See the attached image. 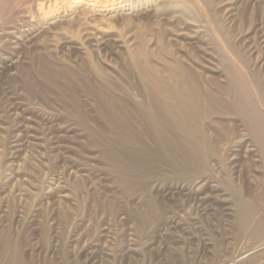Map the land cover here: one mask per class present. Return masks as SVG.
<instances>
[{
  "label": "rangeland",
  "instance_id": "1",
  "mask_svg": "<svg viewBox=\"0 0 264 264\" xmlns=\"http://www.w3.org/2000/svg\"><path fill=\"white\" fill-rule=\"evenodd\" d=\"M61 1L0 7V264H220L264 244L261 121L255 134L236 114L211 115L203 127L216 148L185 167L157 148L125 145L105 102L106 92L149 99L131 59L141 50L153 76L177 60L207 94L229 99L216 60L223 51L247 77L246 91L253 81L264 91V0H177L166 13L149 2L100 14ZM40 3L52 15L43 22ZM184 4L197 16L181 14ZM136 156L154 163L137 169ZM240 200L252 207L256 236L240 228ZM254 254L234 264H264V251Z\"/></svg>",
  "mask_w": 264,
  "mask_h": 264
},
{
  "label": "bare ground",
  "instance_id": "2",
  "mask_svg": "<svg viewBox=\"0 0 264 264\" xmlns=\"http://www.w3.org/2000/svg\"><path fill=\"white\" fill-rule=\"evenodd\" d=\"M108 1L109 0H107L106 3ZM127 1L128 0H121L117 2L112 1V3L109 4L105 3L101 5H99L98 3L100 2L96 0H63L61 2L63 3L62 6L65 5L67 9L82 7V10L84 12H89L92 14L95 13L100 14V12L111 11L116 8L120 9L126 6L137 7L138 5L148 4L149 2H152V4L156 6L155 7L156 12L159 11L162 13L164 12L166 13L165 10L167 7L169 8V6L172 7V5L173 6L178 5V2H175L177 0H159V1L131 0V2L129 0V3H127ZM2 3H3L2 0H0V7L4 6L2 5ZM38 5H39L38 10L40 12V16H38L39 20L43 22L45 20L52 18V15H48V13L44 11L45 10L44 3H40ZM184 7L185 8H183V10L181 8L180 10L178 9L179 11L182 10L180 12L181 14L190 16L192 18H194V16H197L194 10L189 9L190 8L189 6L188 8L184 4ZM175 10L177 11V9ZM175 10L174 12H176ZM1 13L3 12H0V20L4 17L3 15H5ZM179 19H181V17ZM32 21H35V19L32 18L29 21L30 23L25 19L24 23L26 24L27 22L29 23L28 25L25 26H30V25L32 26L33 25L31 23ZM19 28L18 26L12 28L11 32L9 33L13 34L15 32L13 29H19ZM26 31L28 30L25 29L24 31H20L21 32L20 34L23 35ZM198 31L199 30L195 32L196 34L193 35V37L195 38L198 37L199 39V37H201V34ZM28 32L30 33V31ZM3 34L5 36L6 32H4ZM205 34L206 32L202 36H204ZM216 48L220 49V46L219 48L218 47ZM219 52L221 57L220 59L214 57L215 55H213V57L216 58V60H219L222 65V71L226 78L225 81L226 84L222 86V90L225 94L228 95L229 99L228 98L226 99L224 97L215 98L207 94L206 91L202 90V87L200 86L201 83L199 82L198 77L195 75V73L187 66H185V64L177 60H173L174 64L168 68V72L166 76L164 77L159 75L153 76V74H150L148 72V65L142 59V55L144 53L143 50H141L140 53L132 54L131 56L132 63L135 66V68L138 70V73L144 85L145 92L148 95L149 99L147 101L138 102L131 100L129 102L128 99L127 101H125V99L121 98L120 96H116V95L113 96L107 92H106L107 96L105 97L106 105L111 109V112H109V115L111 116V120H110L111 123L110 122L109 123L114 125V126L111 125L112 128L114 129L117 128L119 130L121 134L118 135L121 138V140L124 142V144L127 145L128 147L129 145L133 146V148L134 147L144 148V149L157 148V150L158 149L160 150V151L158 150L159 153L163 154L165 158H169L170 161L176 163L178 166H180L181 163V165L185 167L191 165H195L196 167V165L200 166L204 164L205 159H207L205 158L206 155H208L207 153H213L214 148H216L215 144L213 143V140L211 141L210 140L211 138L209 139V137L207 136L203 126L205 125L204 123L207 118L208 119L209 117L211 118V115L213 114H217V113L220 114L221 109L222 110L224 109L223 111L224 112L226 111L225 112L226 114H234V115L236 114V117L238 116L242 120H245L246 123H248V127L250 129L249 131L258 134L257 133L258 129L256 128L255 130V127L258 126V123L260 121L261 124L264 125V123L262 122L263 120H260L258 117L260 111L258 110V106L261 107L264 111V91L256 85V82H254L252 79L251 80L248 79V82L253 81V86L251 82L250 84L253 87L252 90L254 91L249 89V87L246 88H248L249 91L251 90L252 92H254V95L252 97L251 95L252 92L251 93L248 92L251 96L246 95L248 97L247 98L244 97V93L247 92L248 90L246 91V89L244 88L245 87L243 82L244 80L242 79L243 78L247 79V77L245 76L242 78L240 76L241 71H239V69L233 66L231 58L229 57L230 55H228L227 53L226 54L222 53L223 51H219ZM218 67L220 69V65L217 66L216 68ZM216 68L210 67V69L214 71L216 70ZM245 82H247V80ZM248 82L246 84L250 85L248 84ZM127 102L129 105L127 104ZM261 124H259V126ZM221 131L223 132L222 129ZM225 132L228 133V131ZM218 135L221 136L222 134L221 135L218 134ZM147 137L149 139L151 138L150 140L148 139V141L152 140V142H154L155 147H148L147 142L145 143ZM134 156L135 154L133 155V157ZM138 156L136 157L138 158ZM131 157L129 156V158ZM133 157L131 159H133ZM133 160L135 161V159ZM129 162L135 165L137 169L139 168L142 170L144 169L147 170L151 168L152 163H154V159L152 157L151 159H147V158L144 159L142 157H139L136 160V163L133 161H129ZM240 201H241L240 210H239L240 228L242 231L252 232L251 235L256 236L257 230L254 229V227L252 228L251 225L253 221V213H254L252 207L247 202L242 200ZM261 251H264V244L260 246L258 245V247L256 246L253 248L251 246V248L248 247L245 250H241L234 257L226 259L220 264H234L239 261L241 262L244 259L247 260L246 258L252 256V254ZM254 255L256 256V254Z\"/></svg>",
  "mask_w": 264,
  "mask_h": 264
}]
</instances>
